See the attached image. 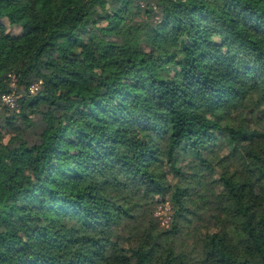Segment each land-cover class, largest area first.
<instances>
[{"label": "trees", "instance_id": "trees-1", "mask_svg": "<svg viewBox=\"0 0 264 264\" xmlns=\"http://www.w3.org/2000/svg\"><path fill=\"white\" fill-rule=\"evenodd\" d=\"M9 74L0 264H264V132L224 122L246 84L264 97V0H0V96ZM167 191L159 229L145 211Z\"/></svg>", "mask_w": 264, "mask_h": 264}, {"label": "rangeland", "instance_id": "rangeland-1", "mask_svg": "<svg viewBox=\"0 0 264 264\" xmlns=\"http://www.w3.org/2000/svg\"><path fill=\"white\" fill-rule=\"evenodd\" d=\"M2 25L5 27V32L10 34H15L19 32V28L16 26H9L7 25L6 21H2ZM38 87L37 83H32L29 85V92L32 93L35 91ZM245 88L247 90V93L245 95V98L237 101L235 103L234 108L231 110L228 116H226V119H224V122L229 124V126H233L234 130H240L242 132L249 130V129H257L258 131L264 132V97L259 98L254 92H252V88L249 84L245 85ZM7 92L5 94H2L0 96V103L5 107L7 113L9 114L11 111L14 110L15 107H17V98L19 97V94L16 93V79L13 75L9 74L7 78ZM7 138V133L2 130V140L5 141ZM225 140L222 141H214L210 144H208V148L203 151V153H207L211 157H214L213 161V168L214 173L209 174L207 170H203L205 167V164L202 161H198V167H201L203 170L204 177H200L199 174L195 177L194 180H198L201 182V185L196 187V196L198 201L203 203L205 199L208 197L210 198L211 195L210 189L214 188L212 186V183H210V179H215V175L218 171V166H215L216 160L223 159L226 154H228V147L224 144ZM242 143V135H238L236 137L235 144L239 145ZM180 160L179 165L183 168L182 175H192L193 170H191V166L194 165V162L190 161V157L186 155L184 151L179 152ZM166 180L168 181L169 185L172 188L180 186L185 180L181 178V176H177L174 173L168 171L166 176ZM205 180V182H204ZM151 205L146 209L145 213L148 211L151 218L153 219V225H156L159 229H168L171 226L172 220L174 221V218L172 217V213L174 210V207L172 206L170 202V192H163L162 194H153L151 195ZM181 202L184 204H188L187 200H182ZM178 224H182L183 220L177 221ZM110 229H114L115 226L113 223L109 225ZM184 227V226H183ZM171 234H174L172 231ZM173 242H171L173 245L176 243L177 245L184 244L185 241H176V238H172ZM185 239V238H184ZM186 240V239H185ZM172 241V240H171Z\"/></svg>", "mask_w": 264, "mask_h": 264}]
</instances>
